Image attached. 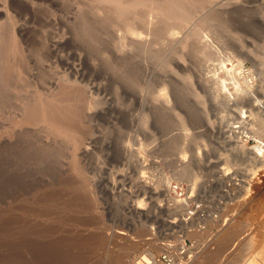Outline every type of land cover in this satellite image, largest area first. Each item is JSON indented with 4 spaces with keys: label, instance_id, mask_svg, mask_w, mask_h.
<instances>
[{
    "label": "rangeland",
    "instance_id": "1",
    "mask_svg": "<svg viewBox=\"0 0 264 264\" xmlns=\"http://www.w3.org/2000/svg\"><path fill=\"white\" fill-rule=\"evenodd\" d=\"M106 1L0 0V264H112L124 229L151 234L126 264L140 249L177 264L181 221L264 216V121L228 134L226 100L259 75L264 0ZM54 102L79 112L77 136L28 120Z\"/></svg>",
    "mask_w": 264,
    "mask_h": 264
},
{
    "label": "bare ground",
    "instance_id": "2",
    "mask_svg": "<svg viewBox=\"0 0 264 264\" xmlns=\"http://www.w3.org/2000/svg\"><path fill=\"white\" fill-rule=\"evenodd\" d=\"M108 1H119V0H107L106 2ZM137 1V0H136ZM140 1V0H139ZM144 1V0H142ZM150 1V0H149ZM169 1V0H168ZM178 1V0H177ZM120 2V1H119ZM131 2V1H130ZM129 2V3H130ZM135 2V1H134ZM147 2V0L145 1ZM169 2H171L170 6H168V11L172 12L173 10H179L180 11L182 10V8H179L178 7V3H176V0H170ZM185 2V0H184ZM202 2V1H201ZM127 3V2H126ZM144 3V2H143ZM131 4V3H130ZM140 4V3H139ZM142 4V3H141ZM137 7L136 4H134ZM165 5V4H164ZM163 7V6H161ZM184 7V5L182 6ZM119 8L121 9V11L123 10H126L129 8V5L127 4H123V3H119ZM131 9V8H130ZM133 9H134V6H133ZM185 9V7H184ZM155 10V9H154ZM159 10V9H157ZM162 10V9H161ZM177 10V11H178ZM119 10V12H121ZM132 11V10H131ZM152 11H153V8H152ZM184 11V10H183ZM130 12V10L128 11ZM159 12H165V11H159ZM167 14L166 15H169L168 12H166ZM178 14V13H177ZM176 14V15H177ZM182 14V12H181ZM130 15V14H129ZM135 15V14H134ZM175 15V14H174ZM173 15V16H174ZM180 16V14H179ZM140 17V16H138ZM134 18V17H133ZM132 18V19H133ZM137 18V16H136ZM174 18V17H172ZM180 18V17H178ZM129 19V18H128ZM135 19V18H134ZM140 19V18H139ZM182 19V18H180ZM142 20V19H141ZM135 23H133L132 26H134ZM136 25V24H135ZM14 40V39H13ZM13 42V41H12ZM258 53L256 55V62L258 63V69H259V75L252 81L250 80H246V81H240V85H238L233 91L229 92L227 97H226V100H227V104L230 106V107H233V110L235 112V115L233 117L234 121L233 123H238L236 126H231L229 131L228 132H231V133H228V134H233V133H239V132H242L241 130L244 129V128H247L248 126H250L251 122L254 123V120H258V119H262L264 121V16L260 19V22H259V27H258ZM16 44V43H15ZM17 46V45H16ZM20 47V45H18ZM17 50V48H16ZM19 51V48L18 50ZM246 54L248 55H251V51L247 50ZM7 66V65H6ZM10 68V67H9ZM67 90V89H65ZM63 92V95H62V98L63 97H66L65 99H61V98H55L56 99H61V100H66L68 101L70 95H72L70 93V91H65L62 90ZM73 93V92H72ZM58 97L60 96L57 95ZM54 100V98H53ZM54 100V101H55ZM58 101V100H57ZM59 102L61 101H58L57 103L59 104ZM64 102V101H63ZM62 102V103H63ZM70 103V101H68ZM48 103V102H46ZM52 103V101H51ZM50 104V102L48 103ZM66 104H68L66 102ZM65 104V106H66ZM30 105V104H29ZM34 105V104H33ZM47 105V104H46ZM55 102L54 104L52 105H48L46 108H41L39 105H36V106H32L31 109L27 110L28 113H29V121L30 122H36V121H39V124H40V121H44L50 125H52L53 127L57 128L60 130V132H63V133H70V134H76V136L78 135L77 132H76V128H75V121H76V118H77V115H79L77 112V110L75 111V116H70L68 114V111L65 107L64 108H58L56 106ZM64 105V104H63ZM69 106H71L69 104ZM74 108V107H73ZM70 109V108H68ZM27 114V113H26ZM231 115V114H230ZM26 116V115H24ZM27 118V117H25ZM232 118V117H231ZM23 119V118H22ZM228 119H230L228 117ZM24 120V119H23ZM232 120V119H231ZM19 120H16L15 122H17ZM25 121V120H24ZM14 122V123H15ZM231 122V121H230ZM257 123V121H255ZM262 122V121H261ZM29 123V122H28ZM27 123V124H28ZM77 123V122H76ZM227 123V122H226ZM31 123H29L30 125ZM37 124V123H36ZM35 124V125H36ZM255 125V123H254ZM258 125V123H257ZM40 126V125H39ZM47 126V125H46ZM44 127V125L42 126ZM48 127V126H47ZM50 128V127H49ZM251 128V127H250ZM224 130V129H223ZM228 130V129H227ZM262 130V129H261ZM259 130V131H261ZM226 131V129L224 130ZM79 132V131H78ZM58 133V131H57ZM248 133V132H247ZM250 133V132H249ZM61 134V133H60ZM62 135V134H61ZM64 135V134H63ZM243 135V134H242ZM241 135V136H242ZM75 136V135H74ZM235 136V135H234ZM240 136V135H238ZM248 136V135H247ZM251 136V135H250ZM254 136V135H253ZM264 136V135H263ZM262 136V137H263ZM228 137V136H227ZM231 137V136H230ZM242 138V137H241ZM256 138V137H255ZM254 138V139H255ZM259 138V137H258ZM235 139V138H234ZM236 139H239V138H236ZM235 139V140H236ZM264 139V138H263ZM82 138L81 139H77V146L78 148H80V151H86V153L91 149V144H92V139L90 141H87L86 143H82L81 142ZM240 140V139H239ZM258 140V139H257ZM76 141V140H75ZM244 141V140H243ZM242 143L239 144L237 143L236 141V144H239L238 146H242V151L245 150L246 148H248L246 146L245 143ZM263 141V140H262ZM231 142V140H230ZM234 142V141H233ZM83 145H82V144ZM235 144V145H236ZM256 144V143H255ZM82 145V146H81ZM231 147H233L234 145H230ZM76 148V147H75ZM239 148V147H238ZM241 148V147H240ZM251 151V150H250ZM252 153V152H251ZM256 153L262 155L263 158H261V163L263 162L264 163V145L259 144L257 146V151ZM230 154V153H229ZM246 154H249V153H246ZM245 155V154H244ZM251 155V154H250ZM254 156V155H253ZM241 157V156H240ZM228 158H230L228 156ZM235 158V157H234ZM258 158V157H256ZM231 159H232V156H231ZM229 160V159H228ZM233 160V159H232ZM230 161V160H229ZM232 162V161H231ZM235 162V160H234ZM238 162V161H237ZM245 162V161H244ZM234 165V164H233ZM254 165V163L252 164ZM262 165V164H261ZM264 165V164H263ZM255 166V165H254ZM250 167V170L255 167ZM238 167V166H237ZM241 167V166H240ZM262 167V166H261ZM229 167H227L228 169ZM248 168V167H247ZM258 168V167H257ZM224 169V168H223ZM256 169V168H255ZM247 170V169H246ZM251 170V171H252ZM228 171V170H227ZM230 171V170H229ZM245 171V170H244ZM249 171V172H251ZM255 171V170H254ZM226 172V171H225ZM232 172V171H231ZM247 173V172H246ZM223 174V173H222ZM255 174V173H254ZM262 175L264 173H259V175ZM229 175V174H228ZM260 175V177H261ZM225 176V175H224ZM236 176V175H235ZM226 178V177H225ZM228 178V177H227ZM231 178V177H230ZM235 178V177H234ZM233 178V179H234ZM253 178V176H252ZM262 178V177H261ZM239 179V178H238ZM228 180V179H227ZM226 180V181H227ZM230 181V180H229ZM240 181V180H239ZM247 181V180H245ZM251 181V180H250ZM262 181V180H261ZM234 182V181H233ZM254 182V181H253ZM256 182V181H255ZM258 182V181H257ZM264 182V179L263 181ZM251 183V182H249ZM259 183H260V180H259ZM261 184V183H260ZM231 185V184H230ZM229 185V186H230ZM243 185V184H242ZM244 185H246V183L244 182ZM251 185V184H249ZM236 186V185H235ZM238 186V185H237ZM255 186V185H253ZM251 186V187H253ZM173 187L175 188V190L177 189L176 185H173ZM239 187V186H238ZM243 186H241L240 188H242ZM234 188V187H233ZM255 188H259V186L256 185ZM261 188V187H260ZM230 189V188H229ZM255 190V189H254ZM258 190V189H257ZM256 190V191H257ZM229 191V190H228ZM239 191V189H238ZM231 192V191H230ZM249 192V191H248ZM253 193V192H252ZM235 194V193H234ZM245 194V193H244ZM250 194V193H249ZM259 194V193H257ZM231 195V194H230ZM237 195V194H236ZM227 196V195H225ZM232 196V195H231ZM259 196H263V195H259ZM258 196V197H259ZM184 197V196H183ZM249 197V196H247ZM250 197L251 198H255L253 197V194L251 196L250 194ZM249 197V198H250ZM257 197V198H258ZM239 198V197H238ZM260 198V197H259ZM91 199V198H90ZM236 199V198H235ZM246 199V198H245ZM178 200V199H177ZM238 200V199H237ZM243 200V199H242ZM251 200V199H250ZM249 200V201H250ZM259 200V199H257ZM89 201V199H88ZM235 201V200H234ZM244 201V200H243ZM248 201V202H249ZM252 201V200H251ZM255 201V199L253 200ZM253 201L251 203H253ZM236 202V201H235ZM234 202V204H236ZM241 202V201H240ZM256 202V201H255ZM261 202V199L259 200V203L260 204ZM264 203V200L262 201ZM245 203V202H244ZM227 204H229V206L231 207L230 205V202H228ZM232 204V203H231ZM233 204V205H234ZM250 204V203H249ZM232 205V206H233ZM246 205V204H245ZM241 206V205H240ZM247 206V205H246ZM258 206V205H257ZM94 207V206H92ZM138 207H141V205H139ZM238 207H239V202H238ZM250 207V206H249ZM260 206H258L256 209H258ZM264 207V206H263ZM261 208V209H264V208ZM91 207H89L90 209ZM229 208V207H228ZM243 208V206H242ZM248 208V207H246ZM94 209V208H93ZM238 209V208H236ZM251 209V208H250ZM249 209V210H250ZM255 209V210H256ZM260 209V210H261ZM240 210H245V209H240ZM252 210V209H251ZM259 210V209H258ZM256 210V211H258ZM93 211V210H92ZM225 211V210H224ZM232 211V210H231ZM255 211V212H256ZM94 212V211H93ZM92 212V213H93ZM233 212V211H232ZM243 212V211H242ZM249 212V211H248ZM262 212V211H261ZM57 212L55 210H52V216L51 217H57V215H55ZM241 213V212H239ZM243 213H246L247 212H243ZM242 213V215H243ZM250 213V212H249ZM248 213V214H249ZM260 213V212H259ZM51 214V213H50ZM93 214H96V213H93ZM232 214V213H231ZM256 214V213H255ZM254 214V215H255ZM99 215V214H98ZM97 215V216H98ZM230 215V214H229ZM233 215V214H232ZM231 215V216H232ZM242 215H241V218H242ZM251 215H252V212H251ZM250 215V216H251ZM253 215V216H254ZM260 215V214H258ZM262 215V214H261ZM62 216V215H61ZM95 216V215H94ZM228 216V215H227ZM230 216V217H231ZM237 216V215H236ZM60 217V216H59ZM181 217V216H180ZM259 217V216H258ZM262 218L264 216H261ZM260 217V220L259 221H250V218L249 220L247 221V217L245 218V221H181V224H179V229L181 232H183V235L187 236V238H190L193 242V244L191 245V247H187L186 246V239H182L180 240V245H179V251H178V259H177V264H264V221H261ZM233 219H236L235 216L232 217ZM254 217H252V220H253ZM256 218V216H255ZM254 218V219H255ZM174 219V217H173ZM178 219V217H177ZM181 219V218H179ZM189 219V217H188ZM238 219V218H237ZM264 219V218H263ZM239 220V219H238ZM173 221V220H171ZM100 222V221H99ZM171 223V222H170ZM173 223V222H172ZM175 223V222H174ZM180 223V222H179ZM54 224V223H53ZM108 225V224H107ZM91 226V225H90ZM98 226V225H97ZM56 227V226H55ZM78 227V226H77ZM105 227V226H104ZM107 227V226H106ZM105 227V228H106ZM109 227V226H108ZM79 228V227H78ZM83 228V227H82ZM92 228V226H91ZM97 228V227H96ZM103 228V227H102ZM104 228V229H105ZM149 228H151V226H149ZM77 229V228H76ZM87 229V228H86ZM95 229V228H94ZM99 229V228H98ZM103 229V230H104ZM109 229V228H108ZM84 230V229H83ZM111 230V229H110ZM109 230V231H110ZM86 231V230H85ZM129 231V230H128ZM126 231L125 229L124 230H120L119 231V238L123 239V238H126L125 236L128 235V238L131 237V234H129V232ZM178 231V230H177ZM105 232V231H104ZM136 232V231H135ZM144 232V231H143ZM142 232V233H143ZM152 232V231H151ZM53 233V232H52ZM89 233V232H88ZM106 233V232H105ZM108 233V232H107ZM140 233V232H139ZM115 234V233H114ZM154 234V233H152ZM180 234V233H179ZM177 234V235H179ZM86 235V234H85ZM88 235V234H87ZM117 235V234H116ZM135 235V233H134ZM137 235V234H136ZM143 235H145V232L143 233ZM151 235V234H150ZM150 235H148L149 237H143V238H138V235L137 236H132L131 238H133V241H129L128 238H126L124 240V245L121 247V249L119 250L118 253H116L114 256L111 255L113 258L112 260V264H126L127 262V255L128 253L130 252V249L132 248L133 245L136 244L135 241H139L141 242V244L145 247V245L148 242V239H150ZM181 235V236H183ZM112 236V235H111ZM114 236V235H113ZM130 236V237H129ZM69 238V236H67ZM74 237V236H73ZM109 237V236H108ZM155 237V235H154ZM178 237V236H177ZM67 238V239H68ZM71 238V237H70ZM77 238V237H76ZM113 238V237H111ZM116 238V237H115ZM117 238V239H119ZM186 238V237H185ZM52 239V238H51ZM75 239V238H74ZM80 239V238H79ZM120 239V240H121ZM153 239V238H152ZM155 239V238H154ZM59 240H61L59 238ZM69 240V239H68ZM72 240V239H71ZM76 240V239H75ZM103 240V239H102ZM135 240V241H134ZM178 240V239H177ZM57 241V240H55ZM63 241V240H62ZM53 242V241H51ZM66 242V241H65ZM79 242V241H78ZM100 242L102 243L101 239H100ZM99 242V243H100ZM54 243V242H53ZM63 243V242H62ZM85 243V242H84ZM88 243V242H86ZM121 243V242H120ZM135 243V244H134ZM165 243V242H164ZM176 243H178L176 241ZM58 244V243H57ZM79 244V243H78ZM92 244V243H90ZM94 244V243H93ZM113 244V243H112ZM138 244V243H137ZM83 245V243H82ZM89 245V244H88ZM120 245V244H119ZM151 245V243H150ZM51 246V245H50ZM66 246V245H65ZM84 246V245H83ZM117 246V245H115ZM121 246V245H120ZM136 246V245H135ZM134 246V247H135ZM190 246V245H189ZM70 247V246H69ZM72 247V246H71ZM92 247V246H91ZM168 247V246H167ZM170 247V246H169ZM178 247V246H177ZM86 248V247H85ZM90 248V246H89ZM116 248V247H115ZM136 248V247H135ZM162 248V247H161ZM54 249V248H53ZM74 249V248H73ZM88 249V248H87ZM92 249V248H91ZM103 249V248H102ZM107 249V248H106ZM119 249V248H118ZM175 249V248H174ZM94 250V249H93ZM104 250H105V247H104ZM108 250H109V247H108ZM107 250V251H108ZM146 250V249H144ZM163 250V249H162ZM172 250V249H171ZM52 251V250H51ZM102 251V250H101ZM106 251V252H107ZM114 251V250H113ZM116 251V250H115ZM140 251H142L140 253ZM139 253L140 255L136 256L137 260H133L132 257H130L134 262L133 264H149L151 262V259L152 260H155V262H157V264H164L163 263V260L157 255V253H153V251H150V254L146 253L145 251H143L142 249H140ZM147 251V250H146ZM155 251V250H154ZM67 252V251H66ZM70 252V251H69ZM103 251V253H106ZM132 252V251H131ZM169 252V251H168ZM177 252V251H176ZM112 253V252H111ZM111 253H108V254H111ZM146 253V254H145ZM130 255V254H129ZM169 255V253H168ZM171 255V253H170ZM173 255H174V252H173ZM54 256V255H53ZM134 256V255H133ZM83 257V256H82ZM107 258V256H106ZM110 258V257H109ZM128 258V257H127ZM129 258V259H130ZM174 258V257H173ZM78 259V256L77 258ZM79 259H82V258H79ZM92 259V258H91ZM90 259V260H91ZM94 259V257H93ZM104 259V258H102ZM170 259V257H169ZM172 259V258H171ZM175 260V259H173ZM172 260V261H173ZM103 262H105L104 260H101ZM107 261V260H106ZM96 262V261H94ZM94 262H92L94 264ZM102 262V263H103ZM130 262V260L128 261ZM171 262V261H170ZM52 263V262H51ZM83 263H86V262H83ZM106 263V262H105ZM109 263V262H108ZM107 264V263H106ZM130 264V263H129ZM132 264V262H131Z\"/></svg>",
    "mask_w": 264,
    "mask_h": 264
}]
</instances>
